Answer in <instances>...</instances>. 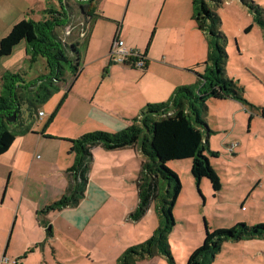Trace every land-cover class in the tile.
Here are the masks:
<instances>
[{"label": "rangeland", "instance_id": "374dc122", "mask_svg": "<svg viewBox=\"0 0 264 264\" xmlns=\"http://www.w3.org/2000/svg\"><path fill=\"white\" fill-rule=\"evenodd\" d=\"M82 2L84 0H62L69 18L56 28V33L65 44L82 39L90 29L93 17L82 13ZM256 2L264 8V0ZM50 5L60 9L57 0H0V39L9 33L17 22L13 23L15 19H42L44 8ZM216 10L220 17L219 28L227 38L225 75L244 88L246 99L243 103L232 98L211 97L207 100L208 111L201 112V118L211 130L210 150L218 152V156L209 150L206 154L220 177L221 188L214 191L207 177L197 181L191 171L190 158L169 162L182 183L173 208L175 226L169 234L171 258L162 254L147 256L137 264H186L194 249L203 243L207 226L214 231L237 223L255 225L264 222V31L240 0H222ZM97 11L96 7L94 13ZM188 13L185 31L189 38L191 30L196 28L192 0H188ZM249 26L252 27L246 32ZM132 30L137 33L138 29L133 27ZM194 34L203 48V64L208 57V41L202 32ZM83 67L80 62L82 76L69 93L66 90L75 78V73L70 70L59 90L48 101L39 104V110L45 113L33 124L39 132L57 107L56 115L59 112V116L55 119V115L47 132L53 139H44L37 147V164L31 175H15L11 193L4 202L0 197V262L4 260L0 264H13L16 259L19 264H117L126 250L147 241L159 225L154 203L140 219L134 220L131 216L138 204L137 181L144 158L141 150L137 157L133 148L128 149L133 158L129 164H123V159L130 153L95 147L84 197L78 205L51 214L52 228L56 232L53 247L48 246L50 250L45 249V253L41 250L31 253L26 262L23 259L26 225L19 219L14 228L15 199L22 184L28 178L26 195L37 197L43 192L44 197L54 181L60 186L67 178V169L75 159L71 152L73 139L92 131L123 129H113L89 98L101 79L100 67L97 64L87 66L86 70ZM19 69L27 71V79L48 72L44 58L37 62L26 61L24 41L15 46L11 55L0 58V88L3 73ZM23 108V118L30 121L28 106ZM44 162H49L50 166ZM63 194L62 191L60 197ZM85 197L87 200L82 203ZM71 212L81 213L83 221L68 227L69 219L75 217ZM40 223L44 226L46 222L40 219ZM136 255L133 253L132 257ZM211 264H264V238L226 240Z\"/></svg>", "mask_w": 264, "mask_h": 264}, {"label": "trees", "instance_id": "16d2710c", "mask_svg": "<svg viewBox=\"0 0 264 264\" xmlns=\"http://www.w3.org/2000/svg\"><path fill=\"white\" fill-rule=\"evenodd\" d=\"M57 1L60 9L50 5L44 8L42 19L23 18L0 39V58L11 55L15 46L24 41L26 61L37 62L39 58H44L48 69L46 74L35 79H27V71H20L22 69L17 72L7 70L1 76L0 155L8 151L18 135L35 132L32 126L40 111L39 104L48 101L59 90L67 71L75 74L80 71L78 43L65 44L56 33V28L64 25L69 18L62 0ZM240 1L248 7L254 21L264 31V8L256 0ZM99 2L84 0L81 3L82 13L94 18V9L98 8ZM221 3L222 0H192L193 19L207 38L209 48L203 63L204 70L198 73L197 80L191 85L176 87L166 101L145 105L130 125L117 132L92 131L73 139L71 152L75 159L67 169L69 181L66 191L39 211L41 215L79 204L85 195L96 146L109 150L138 147L144 158L137 181L138 204L131 216L134 220L140 219L154 203L159 225L147 241L126 250L117 264H137L140 259L159 254L171 258L169 234L175 226L173 208L182 183L169 162L190 158L191 171L197 181L207 177L214 191L221 188L220 177L206 154L209 150L212 155L218 156V152L210 150L208 138L211 130L201 118V112L208 111L207 100L211 97L246 102L244 88L225 75L227 38L219 28L220 17L216 10ZM251 27H247L246 32ZM25 105L30 111V121L23 118ZM58 108L45 123L43 135L51 137L45 134V130ZM13 114L16 119L10 121ZM47 233L51 235L52 230L48 228ZM245 237L264 238V222L255 225L237 223L214 231L207 226L203 243L194 249L186 264H211L224 241ZM133 253L137 257H132Z\"/></svg>", "mask_w": 264, "mask_h": 264}, {"label": "crops", "instance_id": "0c3cea01", "mask_svg": "<svg viewBox=\"0 0 264 264\" xmlns=\"http://www.w3.org/2000/svg\"><path fill=\"white\" fill-rule=\"evenodd\" d=\"M188 16V0H100L98 11L91 22L88 33L76 42L84 70L92 64L100 67L101 79L97 83L96 91L90 93L89 98L94 103L97 112L112 124L113 129L128 126L145 105L166 101L176 87L193 84L197 80L198 73L203 72L204 52L194 34L202 31L196 26V30L193 28L191 37L188 38L185 31ZM18 20L15 19L13 23ZM133 27L138 29L137 33H134ZM116 33H120L128 47L139 49L146 55L147 62L144 69L128 64L113 63L110 60L111 45ZM82 72L83 69H80L78 74H75L74 81L66 92L69 93L73 89L76 81L82 76ZM58 116L59 112L55 119ZM55 119L47 127L45 134H48ZM32 130L35 132L18 135L8 151L0 155V197L3 202L7 194L11 193V181L15 175H20V173L24 175L27 173L28 177L31 175L37 164L36 150L41 141L53 139L43 135V129L39 132L38 127L34 125ZM132 148L138 157L140 153L138 147L121 148L126 153H130L123 159V164H129L132 160V152L128 150ZM44 163L50 166L49 162ZM119 166L117 162L116 167ZM66 177L60 186L54 181L51 190L49 189L48 193L45 192L44 197L43 192L37 197L26 195L28 178L19 189L14 205V228L19 219L20 223L26 225L23 233L25 236V249L23 250H26L23 258L25 262L31 253L39 250L45 253V249L50 250L48 246L53 247L52 240L56 232L52 228L51 214L58 211H49L41 215L39 211L60 198L62 191L65 193L69 181L68 176ZM89 182L90 180L87 184ZM86 200L87 197L82 203ZM71 214L75 217L69 219L68 227L73 226V223L80 224L83 221L80 218L81 213L71 212ZM40 219L49 225L43 226ZM48 228L52 230L51 235L47 233ZM9 245L10 243L7 244V248ZM31 247L34 248L28 251ZM3 261L2 259L0 263Z\"/></svg>", "mask_w": 264, "mask_h": 264}, {"label": "built area", "instance_id": "2783aa9c", "mask_svg": "<svg viewBox=\"0 0 264 264\" xmlns=\"http://www.w3.org/2000/svg\"><path fill=\"white\" fill-rule=\"evenodd\" d=\"M110 60L113 63L128 64L138 69H144L147 62L146 55L139 49L128 47L120 33H116L112 41ZM44 115V111L40 110L38 117L42 118ZM234 145L235 144H233V146ZM5 260L9 261L7 258ZM12 263L19 264V261L16 259L13 260Z\"/></svg>", "mask_w": 264, "mask_h": 264}, {"label": "water", "instance_id": "95a60500", "mask_svg": "<svg viewBox=\"0 0 264 264\" xmlns=\"http://www.w3.org/2000/svg\"><path fill=\"white\" fill-rule=\"evenodd\" d=\"M16 119L15 114H13V117H11L9 120L14 121Z\"/></svg>", "mask_w": 264, "mask_h": 264}]
</instances>
